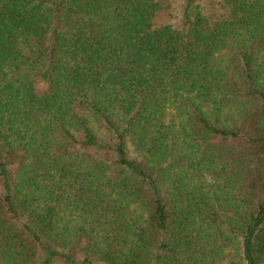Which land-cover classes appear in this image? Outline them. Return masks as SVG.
<instances>
[{
    "label": "trees",
    "instance_id": "16d2710c",
    "mask_svg": "<svg viewBox=\"0 0 264 264\" xmlns=\"http://www.w3.org/2000/svg\"><path fill=\"white\" fill-rule=\"evenodd\" d=\"M0 264H264V0H0Z\"/></svg>",
    "mask_w": 264,
    "mask_h": 264
},
{
    "label": "rangeland",
    "instance_id": "374dc122",
    "mask_svg": "<svg viewBox=\"0 0 264 264\" xmlns=\"http://www.w3.org/2000/svg\"><path fill=\"white\" fill-rule=\"evenodd\" d=\"M201 1V0H200ZM163 20H166V19H163Z\"/></svg>",
    "mask_w": 264,
    "mask_h": 264
}]
</instances>
